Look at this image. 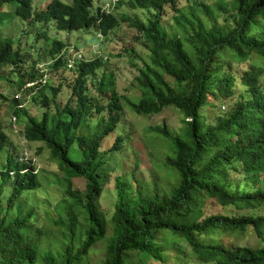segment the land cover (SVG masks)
I'll return each instance as SVG.
<instances>
[{"label":"trees","instance_id":"obj_1","mask_svg":"<svg viewBox=\"0 0 264 264\" xmlns=\"http://www.w3.org/2000/svg\"><path fill=\"white\" fill-rule=\"evenodd\" d=\"M123 2L119 0L116 6ZM217 2L215 8L196 2V11L193 7L174 8L177 14L167 31L160 11L165 5L174 7L175 0H128L132 8L154 11L146 21L126 13L117 17L93 11V0H50L41 9L34 8L33 0H0V8L16 4L14 16L19 20L53 22L58 30L93 26L105 36L127 22L148 52L134 77L141 92L138 101L117 93L111 74L95 77L104 63L99 55L88 59L82 54L69 67L62 40L48 42V61L20 77L17 91L32 82L22 94L35 93L31 100H40L43 108L53 104V113L44 112L38 118L26 114L21 100L13 97L10 101L15 124L18 117L25 120L20 130L24 139L42 143L61 173L67 205L57 220L59 251H43L33 230L36 220L30 196L40 187L39 176L29 161L13 156L7 136L0 130V264H88V256L100 242L106 244L101 264H128L131 253L164 263L159 243L164 236L186 242L200 263L264 264V216L211 214L201 219L206 197L222 206L264 209V0ZM251 59L255 62L240 75L233 72V61ZM23 64L13 41L0 39V68L18 69ZM60 68L75 73L63 106L55 101L60 85L54 88L52 84ZM44 74L47 79L42 83ZM88 79H95L98 89L108 92L100 93L105 103L87 92ZM234 95L233 107L218 116L215 124L207 123L203 109L210 97L217 100ZM125 105L139 115L158 114L172 105L183 114L182 127L176 132L167 125L150 127L169 141L162 164L169 181L136 180L135 189L118 181V199L108 222L99 205L106 166L101 147L117 129ZM102 111L105 113L91 125L90 118ZM122 141L118 136L110 152L119 151ZM232 172L243 181H233ZM73 179L85 180L84 192L73 188ZM249 228L261 246L221 240L223 235L238 236Z\"/></svg>","mask_w":264,"mask_h":264},{"label":"rangeland","instance_id":"obj_2","mask_svg":"<svg viewBox=\"0 0 264 264\" xmlns=\"http://www.w3.org/2000/svg\"><path fill=\"white\" fill-rule=\"evenodd\" d=\"M48 1L50 0H33L34 8L41 9ZM61 1L70 2V0ZM115 1L117 0H93L92 9H104ZM123 1L120 6H116V2L115 7L111 8L117 17L120 13H126L130 17L146 21L154 13L152 9L132 8L127 4L128 0ZM217 1L175 0L174 7L165 5L160 11L161 24L167 31H170L173 25L172 17L177 14L174 8L187 7L190 9L193 7L196 11L197 3L215 8ZM15 7V3H10L0 8V39L13 41L15 49L20 51L24 64L18 69L10 66L0 68V95L5 97V99L0 98V130L7 136L9 145L12 147L13 156L19 157L23 161H29L34 170L37 171L40 187L30 194L36 220L33 230L37 234V239L41 240L39 245L43 251L57 252L61 247V235L59 234L57 220L64 214V208L67 205L65 202L67 198L64 197L65 183L56 164L50 161L49 153L44 145L42 143H30L24 139L20 130H22L25 120L20 117L16 118V128L11 121L14 114L10 101L14 95V98H16V95L18 96L16 84L19 82L20 77L29 74L36 64L48 61L46 52L50 46L49 43L55 39L62 40L66 44L64 49L66 57H68V53H73L75 50H79L88 59L99 55L104 63L96 70L95 77H100L105 73L111 74L115 80L114 88L116 92L138 101L141 92L135 83L136 81H134V77L137 75L138 68L147 59L148 52L143 39L127 22H121L105 36L98 35V30L93 26L88 30L64 31L56 29L53 22L44 24L35 23L32 20L21 21L14 16ZM222 18L223 16H220V20ZM254 59L256 60L257 57ZM258 61L261 62V60ZM251 62L255 61L253 59L246 62L233 61V72L240 75L242 71L249 68ZM36 68H40V65H36ZM74 78L75 73L73 70L63 71L60 68L59 75L52 82L54 88L60 85V91L55 99L60 106H63L69 99L71 94L70 83ZM70 79L72 80L70 81ZM262 81L264 83V74ZM86 83L87 92L97 97L101 103H105L100 93L108 92L104 89H98L95 79H88ZM241 87L240 79H238L237 89L240 90ZM34 94L26 96L21 94V101L24 103L23 109L26 114L40 118L44 112L53 113V104L50 103L48 108H43L40 100L39 102L31 100L35 96ZM45 94L49 96L51 93L46 90ZM236 100L237 95L217 100L210 97L209 102L203 109L206 122L215 124L218 116L224 115L231 109ZM104 113L102 111L94 114L89 120L90 124L94 125L98 116ZM182 119L183 114L172 105L166 106L163 111L154 115H139L127 105L124 106L117 129L104 139L101 147V151L105 153L106 166L103 171L104 192L99 200V205L108 222L118 199L116 186L118 181L121 184L132 186L133 189L136 187V180L148 182L162 179L165 183L169 181L168 176L170 175L162 166L167 151L170 149L169 141L160 138L157 132L151 130L150 127L167 125L173 132H176L182 127ZM118 136L123 138L122 148L111 153L110 150ZM171 178L170 180L173 181ZM238 179L237 173L232 172L233 181H243ZM72 184L77 191L84 192L86 189L84 179H73ZM4 195L7 196L8 192H5ZM201 209V219L211 214L264 216V209L239 208L234 205L222 206L210 197L203 199ZM24 210H27V208H24ZM110 234L109 224L108 236ZM221 240L226 244L261 246L260 240L251 228L238 236L223 235ZM159 243L162 246L164 263L143 258L137 253H131L128 256V264H214L213 262H198L194 258L189 245L177 237L164 236ZM105 249L106 244L104 242L98 243L88 256L87 263L101 264L105 258Z\"/></svg>","mask_w":264,"mask_h":264},{"label":"built area","instance_id":"obj_3","mask_svg":"<svg viewBox=\"0 0 264 264\" xmlns=\"http://www.w3.org/2000/svg\"><path fill=\"white\" fill-rule=\"evenodd\" d=\"M81 58H82V54H81V52L79 50H77V51H75L73 53H68V57H67L68 66L72 67L74 65L75 60L76 59H81ZM46 79H47V76L44 74V76L42 77V83H45ZM33 85H34V83L28 82L22 89L17 91L18 96L16 95L15 99L21 100V94H22V91L24 90V88H27V87H30V86H33ZM19 96H20V98H18ZM12 121H13V123L15 122V118L14 117H12Z\"/></svg>","mask_w":264,"mask_h":264},{"label":"clouds","instance_id":"obj_4","mask_svg":"<svg viewBox=\"0 0 264 264\" xmlns=\"http://www.w3.org/2000/svg\"><path fill=\"white\" fill-rule=\"evenodd\" d=\"M118 1V0H117ZM117 1H115L114 3H111L108 7H106V8H104V9H101V8H97V9H99L101 12H105V13H113L112 12V10H111V8L112 7H115V4H116V2ZM96 9V10H97ZM93 11H95V10H93ZM114 14V13H113ZM98 35H101L100 34V32H98ZM75 51H77V50H75ZM83 54V53H82ZM83 57V56H82ZM14 97V96H13ZM11 121H12V118H11ZM13 122V121H12ZM13 125H14V127L16 128V124H15V122L13 123Z\"/></svg>","mask_w":264,"mask_h":264}]
</instances>
